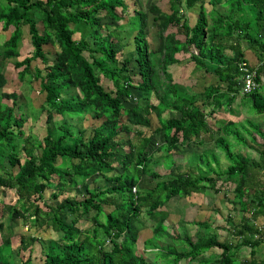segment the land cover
<instances>
[{"label":"trees","instance_id":"16d2710c","mask_svg":"<svg viewBox=\"0 0 264 264\" xmlns=\"http://www.w3.org/2000/svg\"><path fill=\"white\" fill-rule=\"evenodd\" d=\"M206 1L212 4V10L206 9ZM225 2L230 5L225 13L216 9L222 7L220 0H171L170 15L152 5L148 11L155 14V19L158 16L167 19L165 27L170 24L182 26L186 36L182 41L171 32L155 50L147 40V12L135 8L137 15L133 16V23L128 22L132 34L138 31L134 45L139 71L131 74L130 59L117 50V44L124 40L118 31L122 27L107 29L99 18L104 12L114 20L124 22L117 9L121 8L124 14L128 12L130 6L126 0H6L3 8L0 0L2 29L14 28L3 41L0 57L20 56L23 28L28 27L34 51L15 65L20 69L21 80L40 81V91L46 93V100L39 111L47 115L46 135L35 144L33 137L26 136L27 117L22 104H18L19 94H0V190L14 188L20 201L23 200L19 208L7 205L11 223L5 225L0 221V264H17L11 238L14 221L18 218L32 221L37 228L46 226L56 234V237L46 239L41 263L27 259L21 264H155L135 252L145 223L151 219L157 221L155 235L161 236L167 213L159 208L178 195L190 196L208 189L222 190L226 197L234 192L233 206L243 212L240 222L231 227V233L237 239L220 241L217 233H204L210 228L208 223L199 222L200 230L196 231L195 237L174 240L173 248L182 244L187 248L185 251L169 249L164 251L167 258H161H174L169 264H179L183 259L193 261L217 247L222 250L215 260L217 264H264V225L262 229L257 222L264 215V144L260 150L261 159L253 161L242 157L237 162L228 147L225 154L230 165L223 170L216 169L210 158L205 166L203 164L204 171L202 165L191 163L193 172L175 157L182 146L204 142L202 133L209 132L207 117L210 113L223 108L224 104L233 103L237 94L242 93L245 71L241 64L254 69L257 83L264 74V0ZM197 5L198 19L190 27L183 22L184 9ZM37 19L43 25L42 29ZM221 29L226 33H221ZM78 32L81 36L76 39ZM191 48L196 52L192 53ZM226 51L232 54L228 55ZM48 52L54 55L52 60ZM182 52H191L192 59L201 68L207 67V59L216 62L214 73L220 84L208 86L202 94L174 85L173 74L168 73L166 65L176 64L180 60L177 55ZM159 53H163V57L156 59ZM248 53L260 61L256 68L251 65ZM38 59L45 65L44 69L36 64ZM161 73L166 76V81H161ZM106 80L112 82L113 90L106 88ZM7 81L0 71V87ZM158 87H162L164 95L156 105L125 106L123 97H129L133 88L152 91ZM260 89L244 95L252 96L255 111L264 114V103L260 104L254 98L261 93ZM224 97L228 100H223ZM9 98L13 99L12 104L6 102ZM208 106H212L211 111ZM140 109H144L146 115L155 113L160 125L152 130L151 119L137 115ZM168 110L176 114L165 118L164 113ZM57 114L64 118L60 123L55 118ZM66 115L76 121L71 123ZM87 115L102 119L88 137L84 129H74L76 122ZM132 119L139 124L133 129L139 135L136 143L119 137L121 132L131 130L127 122ZM145 130L152 132H143ZM158 133L163 135L164 143L156 150L166 152V164L173 175L164 179L149 166L152 162L149 150ZM222 138L215 139L218 147H225L221 144ZM19 139L24 140V160L17 152ZM211 153L213 158L216 157L215 152ZM6 162L10 165L8 169ZM96 174L104 176V185L90 190L83 199L66 197L56 204L45 201L47 210L37 202L44 198L43 193L48 188L59 192L77 189ZM145 175L159 179L153 187H143L140 181ZM234 179L239 180L238 184L226 189ZM220 181L224 182L221 186ZM59 195L54 193L56 199ZM105 206L113 208L107 211ZM93 209V224L81 228L79 223L90 218ZM29 238L25 242L26 248L37 240L36 236ZM109 242L112 245L108 248ZM245 248L250 251V257L240 256ZM259 255H263L261 259H258ZM203 264H212V261L206 260Z\"/></svg>","mask_w":264,"mask_h":264},{"label":"rangeland","instance_id":"374dc122","mask_svg":"<svg viewBox=\"0 0 264 264\" xmlns=\"http://www.w3.org/2000/svg\"><path fill=\"white\" fill-rule=\"evenodd\" d=\"M127 4H129L128 12L125 14L121 12V8H118L117 11L119 14L122 15L124 18L123 20H114L113 18L106 15L104 12L100 14L99 18L101 19V22L103 26L108 28H114L117 26H121L122 28L119 29L120 36L124 39L121 44H117V50L123 51L124 57H128L130 59V62L128 64V67L130 68V73L135 74L139 71V63L137 59V51L135 49L134 45V37L138 33L136 31L134 34L130 32L129 28V22L130 24L133 23V16H136L137 13L135 8H140L142 10H145L147 12V40L149 43V46L152 47L154 50L159 47L161 44V41L167 39L169 33H175L176 38L180 40H185V30L183 27H179L177 25H168L167 19L161 18L158 16L157 19H155V14L152 11H148V8H150L152 5H157L161 12L167 15H170L172 13L171 9V0H126ZM227 0H220L221 6H217L216 9L220 12H227L230 5L226 4ZM2 2V8L6 6V0H1ZM206 9L212 10V4L210 5L209 2L206 1L205 3ZM1 8V9H2ZM198 5L191 9H184L185 19L183 22H186L190 27L194 26L196 24V21L198 19ZM159 15V13H157ZM38 20V19H37ZM39 21V20H38ZM129 21V22H128ZM210 21V19H209ZM208 21V22H209ZM124 23V24H123ZM40 28H43V25L40 23ZM13 27L10 28L8 31H3L1 23H0V51L3 50V41L4 39L10 36L11 32L13 31ZM103 30L106 32V30L103 27ZM221 33H226L225 29H221ZM23 36L24 39L20 46V56L19 57H13V58H7L3 59L0 57V71H2L7 78V83L5 86L0 87V94L3 93H18L19 99L18 104H22L24 110V114L27 117V122L25 124V130H26V136L27 137H33L35 144H37L39 141L42 140V138L46 135V113L39 111L41 105L46 100V93L40 91V81L39 80H32L31 78H27L26 80H21L18 76L19 68L16 67L15 63L18 60L23 59L24 57L31 55L34 51V48L30 42V34L28 32V27L23 28ZM81 34L78 32L75 34V38L79 39ZM91 39V38H90ZM247 48V45H245ZM47 48H51L50 46H47ZM196 52L195 48H191V52ZM190 53L182 52L177 55L180 60L174 64V65H166L168 73L173 74V82L174 85L182 88V90L196 93V94H202L204 90L210 86V85H218L220 84V81L217 77V75L214 73L215 68L217 67V63L214 61H211L210 59H207V67L201 68L199 67L195 61L192 59V55ZM49 53V57L51 60L53 59L54 55ZM228 55H231V51H226ZM250 53H248L249 55ZM88 55V54H86ZM251 55V54H250ZM163 53H159L156 55L157 58H162ZM250 58L251 65H253L254 68H256L258 65V59L253 54L251 56H248ZM36 64L39 65L44 69L45 65L38 59L36 61ZM158 70L161 71V69L158 68ZM166 76L162 73L160 74L161 81L165 80ZM138 80V79H137ZM242 86L244 85V79L242 80ZM262 82V86H261ZM261 82L258 83V88H261V93L256 94L254 98L258 99L259 103H264V74H262ZM176 83V84H175ZM105 86L108 90H113V85L110 80L105 81ZM242 89V88H241ZM161 95H164V90L162 87H158L153 89L152 91H144L139 89H132V94L125 98L123 97V102L127 108H132L136 105H142L144 106L147 103H151L156 105L159 102V99ZM227 96V95H226ZM241 98L240 104L239 102H236V104L229 106L228 103L224 104L222 107L225 109L224 112L217 113L215 116H213L211 119H209L210 124L213 126L215 132H217L220 128V126L224 127L225 132H223V138H222V145H225V147H219L216 145L215 142H212L211 140L208 141L206 144V148L209 151H206L203 154L201 153L203 150L202 146L197 143L193 148L188 146H182L181 152L182 154H176V160L179 163H183L185 161L186 169L189 168V170L193 169L191 168V163L194 165H202L205 164L209 158H213V153H216V157L210 160L213 166H215L218 170H223L226 167L230 165V160L226 157L225 152L227 153L228 147L229 150L232 153V156L234 159H236L237 162H240L242 157L244 158H250L248 160H251V157H253L254 154H256V150L253 152L249 151L248 145L250 143L255 146H259L260 148L264 144V115H258V113L255 111V105L253 103V98L250 95H244L242 93L237 94V98ZM219 98V97H217ZM223 100L227 101L228 97H224ZM6 102H9V104L13 103V99L9 98L6 99ZM262 102V103H261ZM264 105V104H263ZM221 108V107H220ZM220 108L217 109V111L220 110ZM230 109V110H229ZM16 110H18V106L16 107ZM176 112L173 110H168L164 113L165 118L170 117L171 115H175ZM137 115H143L144 118L151 119V129H156L159 125V118L155 115V113H151L146 115L144 113V109H140L137 112ZM66 115L65 117L68 118V120L73 123L76 121V119ZM57 123H60L63 121L62 117L60 115H56ZM222 119V121H218ZM250 119V120H248ZM237 121V122H231L228 123L227 121ZM245 120V121H244ZM243 121V122H242ZM102 122L101 118L94 117L92 115H87L84 120L76 122L74 125V129L82 128L85 130V136L88 137L91 135L92 130L95 126L100 125ZM240 122V123H239ZM131 128L129 131L121 132L120 136L124 140H131L132 142L136 143L138 141L139 135L134 131L133 129L137 128L139 124L135 123V119L128 120L127 122ZM258 126V127H257ZM231 131V132H228ZM143 132L151 133L150 130H145ZM250 136V137H249ZM151 149L149 150V153L152 154V162L149 166L154 168V171L159 173L161 175V179L166 178L170 176V168L166 164V159L168 157L165 156L166 152H159V150H156L159 146L162 145L163 142V135L156 134L152 139ZM24 146V140H18V147L17 152L20 154L22 160L25 159V153L22 151V148ZM163 146V145H162ZM196 146V147H195ZM192 148V149H191ZM219 149V151H218ZM38 150V147L36 148ZM197 153H193V152ZM218 151V152H217ZM251 152V153H250ZM193 153V154H192ZM253 153V154H252ZM252 154V155H250ZM5 166L10 168V165L8 162H6ZM185 169V170H186ZM201 169L204 171V168L201 167ZM188 170V169H187ZM194 172V171H193ZM212 175H215L212 173ZM223 177V176H222ZM264 180V176H262ZM159 179V178H158ZM151 175H145L140 181V185L143 187H153L156 183V180ZM223 180V179H222ZM238 179H234V183L231 184V186H227L226 189H232L234 186L238 184ZM231 182V181H230ZM105 180L104 176L100 174H96L86 180V182L82 183L77 189H69L65 190L63 192H59L58 190H55L53 188H48L43 193L44 198L43 199H37V202L39 205L47 210V206L44 204L45 201L47 204H56L57 202H60L61 200L65 199L66 197H77L79 199H83L85 196L89 195L90 190H94L97 187H100L104 185ZM224 182L221 181L219 185H223ZM228 185V184H226ZM54 193H60L58 198L54 197ZM210 193V192H209ZM231 195L229 197H224L221 194L216 195L213 194L212 197H205L203 194H193L189 198H186L184 196L176 197L171 202H167L166 205L163 207L167 209L170 213L169 218L163 223V229H165L162 232L161 236L155 235V229L157 226V221H147L143 228L140 231V236L137 240V243L135 244V252L138 255H144L146 258L152 260L155 264H169L174 262V258L170 259H162L167 258L164 251L169 249H176L180 251H185L187 248L186 246H182V244H177L179 247H175V238L180 237V239H184L186 236H192L195 237L196 231L200 230V227L196 224L197 221H206V223L209 224L208 227L216 226V224H227L231 228L233 224L240 221V218L242 216V212L238 210L239 208H234L233 201L234 199V192L230 193ZM220 199H219V198ZM219 199V200H218ZM208 201V202H207ZM224 201V204L223 202ZM23 204V200L20 201L19 195L17 193V190L14 188H8L4 190H0V221L4 222L5 225H8L12 222L11 219V212L8 211L7 205L16 206L17 208L21 207ZM213 204V205H212ZM193 205L198 207V212L194 216V218H191L190 211L193 208ZM209 206V207H208ZM217 206V208H215ZM113 207L111 206H105V209L107 211H110ZM207 208H210V210H205ZM218 210L220 212H218ZM163 211V210H161ZM95 213V210H91L90 218H84L80 223L79 226L81 228H88L93 224L92 220V214ZM216 215V219L213 220V217ZM211 221V224H210ZM257 222L263 229L264 225V215H261ZM221 230V229H220ZM160 231H162L160 229ZM207 233V232H206ZM218 237L220 241L224 240H235L232 236L231 230L229 231L227 228H224V231L218 232ZM36 236L37 240L34 244H32L29 248L25 247V242L29 241V237ZM56 237V234L52 232L49 228L46 226L42 228H37L34 226L32 221L24 220L23 218H18L14 221V234L12 235V245H13V252H14V258L17 264H21L22 261H25L27 259H31L33 262L41 263L42 259L44 257L43 253V245L46 242V239H49L51 237ZM59 236V235H58ZM174 237V239L172 238ZM150 240L149 244L148 241ZM1 241V240H0ZM120 241V240H119ZM112 244L109 242L107 243V247L109 248ZM248 249V248H247ZM246 249V250H247ZM264 251V250H263ZM222 250L220 248H212L210 251H208L207 254L196 258L193 261H188L186 259H183L179 262V264H203L206 260L209 262L212 261V264L215 263L217 257L221 254ZM243 252V250H242ZM250 251L248 250L246 253H243V257H250ZM161 254V256H160ZM264 254V252H262ZM263 255H259L258 259H261ZM162 257V258H161ZM176 258V256H175ZM219 260V259H218ZM218 262V261H217Z\"/></svg>","mask_w":264,"mask_h":264},{"label":"crops","instance_id":"0c3cea01","mask_svg":"<svg viewBox=\"0 0 264 264\" xmlns=\"http://www.w3.org/2000/svg\"><path fill=\"white\" fill-rule=\"evenodd\" d=\"M259 60H258V64L257 65H259ZM261 86H262V82H261ZM240 101H241V98H237L236 97V99L234 100V102L233 103H231V104H229V106H232V105H234V104H236V102H239V104H240ZM212 107V106H211ZM211 107L210 106H208L207 108H208V110L209 111H211ZM230 110V109H229ZM225 111V109L224 108H220V110L219 111H216L215 113H210V115L207 117V122H208V126H209V132H204V133H202V137L203 138H205L206 140L204 141V142H202L200 145L202 146V148H203V150L201 151V153H198V154H203V153H205L206 151H209L207 148H206V144L208 143V141L209 140H211L212 142H215V139L217 138V137H221V136H224L223 135V132H225V130H224V127L222 126H220V128H219V130L217 131V132H215V130H214V128H212L213 126L210 124V121H209V119H211L213 116H215L217 113H220V112H224ZM261 116V115H264V114H258L257 116ZM248 120H250V119H248ZM218 121H222V119H220V120H218ZM245 121V120H244ZM228 123H231V122H237V121H227ZM243 122V121H242ZM240 123V122H239ZM250 137V136H249ZM264 142V141H263ZM260 143V145H261V142H259ZM260 145L259 146H255L254 145V147H253V144L252 143H250L249 145H248V149H249V151H255L256 152V154H254L253 155V157H251V160L250 161H253V160H260L261 159V153H260V150H262V148H260ZM197 146V145H196ZM195 146V147H196ZM190 147H194V146H192V145H189L188 146V148H190ZM191 148V149H192ZM219 148V147H218ZM218 151H219V149H218ZM217 151V152H218ZM250 152V153H251ZM193 153H197L196 151L195 152H193ZM192 153V154H193ZM180 154H182V153H180ZM253 154V153H252ZM252 154H250V155H252ZM248 158V157H247ZM212 159V158H211ZM248 159H250V158H248ZM209 160H210V158H209ZM183 163L185 164V161H183ZM204 166H205V164H204ZM204 166H203V168H204ZM215 167V166H214ZM216 168V167H215ZM217 169V168H216ZM173 175H171V173H170V176H168V177H166V178H169V177H172ZM164 179V178H163ZM219 183H221V181L219 182ZM210 192V193H209ZM200 195H204L206 198L207 197H214L213 196V194L214 195H216V197H217V194L218 195H220V197H221V194L224 196V197H226L225 196V194H224V191H222V190H220V191H214V190H210V189H208L207 191H205L204 193H199ZM193 195V194H192ZM191 196V195H190ZM190 196H184V197H186V198H189ZM177 197V196H176ZM176 197H174V198H176ZM178 197H181L180 195H178ZM174 198H172V199H170V200H168L169 202H171ZM219 198V197H218ZM220 199V198H219ZM218 199V200H219ZM233 200V199H232ZM167 201V202H168ZM166 202V203H167ZM208 202V201H207ZM223 202V204H224V201H222ZM166 203L163 205V207L166 205ZM213 205V204H212ZM163 207H161V208H159L160 210H163L164 212H166L167 213V219L169 218V216H170V213H169V211L167 210V209H165V208H163ZM209 207V206H208ZM215 208H217V206H215ZM198 207H196L195 205H193V208H192V210L190 211V216L192 215V217L191 218H194V216L197 214V212H198ZM205 210H210V208H207V209H205ZM218 212H220L219 210H218ZM240 212H242V211H240ZM242 215H243V212H242ZM166 219V220H167ZM214 219H216V215L213 217V220ZM241 219V218H240ZM165 220V221H166ZM150 221H152V219L150 220ZM199 222H206V221H197L196 222V224L197 223H199ZM240 222V221H239ZM239 222H237V223H239ZM237 223H235L236 225H237ZM210 224H211V221H210ZM235 224H233V225H235ZM224 228H227L229 231L231 230V229H233V228H230L229 227V225H227L226 223L223 225V224H216V226H212V224H211V227L210 228H208L206 231H204V233L205 234H208V233H217L218 234V232H220L221 230L222 231H224ZM236 228V227H235ZM221 229V230H220ZM207 232V233H206ZM203 233V232H202ZM233 236V235H232ZM234 237V236H233ZM218 239H219V237H218ZM234 239L236 240L237 238H235L234 237ZM248 251V249L246 250V248L243 250V252L241 251L240 252V256L241 257H243V253H246ZM246 255H247V253H246Z\"/></svg>","mask_w":264,"mask_h":264},{"label":"built area","instance_id":"2783aa9c","mask_svg":"<svg viewBox=\"0 0 264 264\" xmlns=\"http://www.w3.org/2000/svg\"><path fill=\"white\" fill-rule=\"evenodd\" d=\"M245 71L243 74L244 85L242 86V94L251 93L254 89L258 88V83L256 81V72L254 69H251L249 66L240 65ZM136 191V187L134 188Z\"/></svg>","mask_w":264,"mask_h":264}]
</instances>
